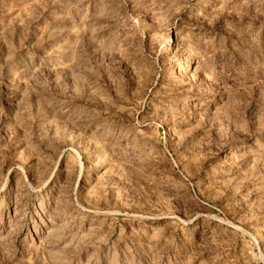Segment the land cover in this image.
<instances>
[{"label": "rangeland", "instance_id": "rangeland-1", "mask_svg": "<svg viewBox=\"0 0 264 264\" xmlns=\"http://www.w3.org/2000/svg\"><path fill=\"white\" fill-rule=\"evenodd\" d=\"M0 264H264V0H0Z\"/></svg>", "mask_w": 264, "mask_h": 264}]
</instances>
